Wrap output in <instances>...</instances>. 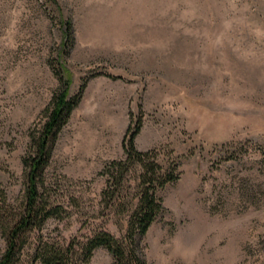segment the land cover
Segmentation results:
<instances>
[{
    "label": "rangeland",
    "instance_id": "rangeland-1",
    "mask_svg": "<svg viewBox=\"0 0 264 264\" xmlns=\"http://www.w3.org/2000/svg\"><path fill=\"white\" fill-rule=\"evenodd\" d=\"M61 76L81 101L41 187L58 209L17 264H42L40 243L123 239L139 171L112 183L108 166L139 123L137 148L178 175L159 190L147 264H264V0H0V254ZM83 264L119 262L99 247Z\"/></svg>",
    "mask_w": 264,
    "mask_h": 264
},
{
    "label": "trees",
    "instance_id": "trees-1",
    "mask_svg": "<svg viewBox=\"0 0 264 264\" xmlns=\"http://www.w3.org/2000/svg\"><path fill=\"white\" fill-rule=\"evenodd\" d=\"M66 37L68 41L72 40L70 24L67 27ZM60 81L62 87L54 96L46 120L39 128L35 127L30 134L29 152L23 160L27 180L24 207L10 228L7 246L0 254V264L19 263L26 235L33 229H41L58 209L49 204L41 187L44 185L45 169L50 163L59 133L81 101V94L74 97L70 95L69 78L61 76ZM140 129V123L135 130L132 125L130 126L123 141L125 158L113 161L108 166L109 181L112 180V183L116 180L121 183L132 167H136L139 171L136 179L137 192L129 199L131 208L123 239L115 237L106 230H98L85 243L76 244L73 241L65 248H55L40 243L34 249V260L42 264H83L90 261L95 249L105 247L119 264H147L142 241L151 225L165 209L159 190L167 183L175 181L178 175L175 169H164L157 163L153 151H141L137 148L135 139ZM109 193H111L110 197L115 196V190L109 189ZM2 202L3 200L0 201L1 209L5 206V202ZM80 250H82V259L78 257Z\"/></svg>",
    "mask_w": 264,
    "mask_h": 264
}]
</instances>
